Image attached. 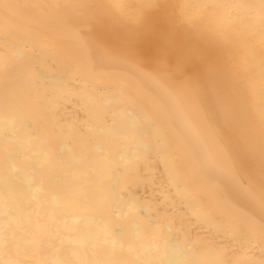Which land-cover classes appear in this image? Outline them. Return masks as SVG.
<instances>
[{"label":"bare ground","instance_id":"bare-ground-1","mask_svg":"<svg viewBox=\"0 0 264 264\" xmlns=\"http://www.w3.org/2000/svg\"><path fill=\"white\" fill-rule=\"evenodd\" d=\"M0 264H264V0H0Z\"/></svg>","mask_w":264,"mask_h":264},{"label":"snow or ice","instance_id":"snow-or-ice-1","mask_svg":"<svg viewBox=\"0 0 264 264\" xmlns=\"http://www.w3.org/2000/svg\"><path fill=\"white\" fill-rule=\"evenodd\" d=\"M100 23H102L103 21L101 20V21H99Z\"/></svg>","mask_w":264,"mask_h":264}]
</instances>
